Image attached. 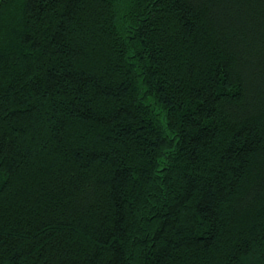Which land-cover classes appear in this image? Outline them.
Returning <instances> with one entry per match:
<instances>
[{
    "label": "trees",
    "instance_id": "obj_1",
    "mask_svg": "<svg viewBox=\"0 0 264 264\" xmlns=\"http://www.w3.org/2000/svg\"><path fill=\"white\" fill-rule=\"evenodd\" d=\"M0 264H264V0H0Z\"/></svg>",
    "mask_w": 264,
    "mask_h": 264
}]
</instances>
